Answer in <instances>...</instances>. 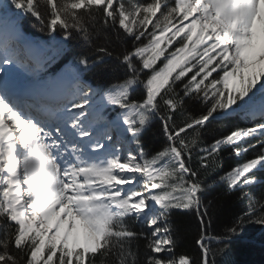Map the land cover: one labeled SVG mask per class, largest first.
<instances>
[{"label": "snow or ice", "instance_id": "obj_1", "mask_svg": "<svg viewBox=\"0 0 264 264\" xmlns=\"http://www.w3.org/2000/svg\"><path fill=\"white\" fill-rule=\"evenodd\" d=\"M217 185L242 204L221 233ZM260 185L264 0H0V264H217Z\"/></svg>", "mask_w": 264, "mask_h": 264}, {"label": "trees", "instance_id": "obj_2", "mask_svg": "<svg viewBox=\"0 0 264 264\" xmlns=\"http://www.w3.org/2000/svg\"><path fill=\"white\" fill-rule=\"evenodd\" d=\"M26 31H32L26 28ZM90 82L95 83L91 76L85 77ZM215 128V125H213ZM153 128L146 136V144L149 147L158 146L160 137ZM217 135L222 134L219 129ZM211 137H209V140ZM235 163L227 152L223 153L222 168L215 173L212 179L228 171ZM264 193V185H260L253 190L256 197ZM239 193L228 194L222 185L210 188L205 193V202L213 201L210 212L213 216V229L221 233L225 225L230 224L235 216L241 212L242 204L237 199ZM174 227L178 239L177 255L185 253L193 258L198 256V250L195 240L198 238V222L192 216L176 214L173 216ZM260 244V245H259ZM225 247L222 255H217V264H264V226L247 225L238 236H234ZM216 247V245H213ZM143 256V247H141V257Z\"/></svg>", "mask_w": 264, "mask_h": 264}]
</instances>
